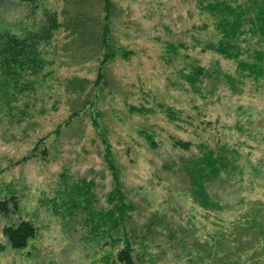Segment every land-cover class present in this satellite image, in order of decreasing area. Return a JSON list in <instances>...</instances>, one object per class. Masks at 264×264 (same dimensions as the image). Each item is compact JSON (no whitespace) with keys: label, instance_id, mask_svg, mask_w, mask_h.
<instances>
[{"label":"rangeland","instance_id":"obj_1","mask_svg":"<svg viewBox=\"0 0 264 264\" xmlns=\"http://www.w3.org/2000/svg\"><path fill=\"white\" fill-rule=\"evenodd\" d=\"M75 1H69L72 12L99 14V0ZM114 1L118 10L111 37L115 47L130 54L107 66L103 87L90 86L80 97L66 92V79L95 80L101 56L88 58L90 53L76 45L65 47L68 33L59 30L45 46V81L17 102L19 111L12 117L0 111V199L15 195L20 207L17 215L0 216V246L5 247L0 248V264H104L112 250L94 235L90 211L108 207L106 196L113 186L102 157L105 142L120 167L123 193L135 207L132 225L141 237L134 242L143 264H220L224 260L209 254L215 250L228 260L264 264V75L246 77L234 60L203 50L219 38L214 19L200 7L212 0ZM64 7L62 0H44L25 19L28 9L7 0L0 29L17 34L35 30L45 19L44 9L61 23ZM168 44H181L186 51L180 49L169 61ZM196 66L210 75L191 87L187 76ZM158 104L182 111L187 122H168ZM129 105L156 112L132 114ZM59 127L58 134H50ZM145 134L154 138V149ZM174 137L190 141L191 149H174ZM216 142L238 151L240 172L209 185L210 197L221 209L203 210L190 198L178 159ZM20 219L32 221L37 233L26 248L13 250L2 229ZM180 231L188 233L183 247ZM217 231L226 235L225 242L210 237Z\"/></svg>","mask_w":264,"mask_h":264},{"label":"trees","instance_id":"obj_2","mask_svg":"<svg viewBox=\"0 0 264 264\" xmlns=\"http://www.w3.org/2000/svg\"><path fill=\"white\" fill-rule=\"evenodd\" d=\"M7 0H0V24H2V8ZM20 5L28 9L25 19L33 17L34 12L39 8L44 0H17ZM65 7L61 16L63 21H57V15L49 11H43L44 21L35 25V30L20 31V34L13 33L7 29H0V111L6 116L12 117L15 113V106L20 99H28L29 93L34 92L36 86L44 82L49 73L45 72L47 61L45 59L46 48L49 45L55 33L59 30L68 33L70 44L76 45L81 50H85L91 56L88 58H99V64L94 81L85 78L73 77L66 79V92L70 95H83L88 87L95 86L101 88L105 85V71L107 66L118 56L127 59L129 52L123 48L115 47L111 37L112 21L117 13V5L114 0H99V14L86 12H72L69 7V1L62 0ZM82 0H76L74 3L80 5ZM201 10L209 13L214 19L215 29L219 38L215 42L206 43L203 50H210L229 60H234L239 70L244 76L258 80L264 75V0H246L244 5L231 4L227 0H212V2L200 3ZM254 39L250 43L249 38ZM167 51L172 54L169 61L176 57L180 49L186 51V47L181 44H168ZM66 52L69 51L67 48ZM247 58L243 59V55ZM85 56V55H84ZM85 58H83L84 60ZM246 72V74L244 73ZM209 76L210 73L200 66L193 67L192 73L187 76L191 87L201 81V77ZM229 83L233 79L226 78ZM29 104H25V108ZM83 106V105H82ZM4 107V108H3ZM132 114L147 116L155 113L153 108L128 106ZM16 110V111H17ZM157 110L163 113L166 120L172 124L187 122L183 118V112L172 106L158 104ZM19 111V110H18ZM21 114L24 110H20ZM75 112L64 123L68 126L77 115ZM94 122V126H95ZM201 124H204L201 122ZM209 123L202 130H206ZM61 127V126H60ZM60 127L50 134H58ZM146 135L147 143L151 148L155 144L154 138ZM40 143V142H39ZM103 150V161L110 172L112 179V189L106 196V209H99L98 212L90 211L94 216L92 219V231L98 238H104L105 245H110L111 250L103 258L104 264H143V255L136 253L137 229L132 225L134 219L132 213L135 207L128 202L123 193V182L121 180V170L110 149V145L105 142ZM172 147L176 150L187 152L191 149V142L181 138H172ZM34 148L33 156H37ZM155 146L153 147V149ZM199 152L189 158H179V167L184 171L189 181V194L192 202L203 210L221 209L214 202L208 191V187L214 181L221 178L222 175H231L238 170V158L240 154L236 149L230 148L227 144L216 142L214 146L201 144ZM46 154V150L40 151ZM27 158V157H26ZM25 158H23L24 160ZM258 172V171H257ZM88 192V189L86 190ZM82 193V190L80 191ZM86 205H90V199L84 197ZM20 207L18 198L11 195L8 198L0 199V216L8 218L19 214ZM252 227L249 223H244ZM243 225V224H240ZM150 228V223L146 224ZM190 226L186 229L190 230ZM173 225L170 226V229ZM176 229V228H175ZM180 229H183L182 227ZM151 230H149L150 232ZM261 231V227L259 229ZM184 232V233H183ZM180 231L178 235V244L185 246L184 239L188 234L186 231ZM37 228L32 221L20 219L16 224L6 225L2 229V235L6 245L13 250H21L27 247L29 241L34 239ZM173 236V235H170ZM216 243H223V237H226L220 231H217ZM174 238V236L172 237ZM141 239H145L142 237ZM209 247V246H208ZM2 250L4 246H0ZM190 255V250H186ZM217 259L224 260L220 264H244L241 258L228 260L227 257H221L217 250L209 253ZM232 261V262H229ZM192 263L191 261H188ZM215 262V261H214ZM201 264H206L204 261ZM215 264V263H212Z\"/></svg>","mask_w":264,"mask_h":264}]
</instances>
